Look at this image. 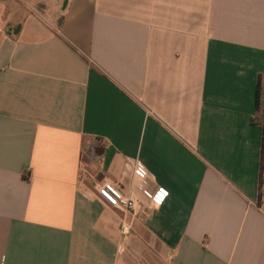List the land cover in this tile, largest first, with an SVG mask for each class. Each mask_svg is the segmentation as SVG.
<instances>
[{"label":"crops","instance_id":"1","mask_svg":"<svg viewBox=\"0 0 264 264\" xmlns=\"http://www.w3.org/2000/svg\"><path fill=\"white\" fill-rule=\"evenodd\" d=\"M0 8V264H264V0Z\"/></svg>","mask_w":264,"mask_h":264},{"label":"built area","instance_id":"2","mask_svg":"<svg viewBox=\"0 0 264 264\" xmlns=\"http://www.w3.org/2000/svg\"><path fill=\"white\" fill-rule=\"evenodd\" d=\"M133 173L140 181L139 189L141 190V192L148 197L155 196V194L150 195L148 193V190L146 189V169L141 164L137 163L134 166ZM261 178L264 179V171L261 172ZM95 189L98 198L106 205L119 210L130 212L132 215L136 213L135 201L122 194L120 189L114 183L110 181H102L100 184L96 185ZM122 230H126V227H123Z\"/></svg>","mask_w":264,"mask_h":264},{"label":"rangeland","instance_id":"3","mask_svg":"<svg viewBox=\"0 0 264 264\" xmlns=\"http://www.w3.org/2000/svg\"><path fill=\"white\" fill-rule=\"evenodd\" d=\"M31 5L32 3L29 2ZM50 5V4H49ZM62 6V4H61ZM51 6H49L48 11L50 10ZM5 10V9H4ZM40 16H37L31 12V16H27L26 13L23 11L18 12L15 16H9L7 13H3L2 9L0 8V27L6 22V18L8 22L15 25V28L17 26H21V31L18 35V38H29L32 37L30 30L34 28V26L38 27H47V24H49V19H47L45 16V13H40Z\"/></svg>","mask_w":264,"mask_h":264},{"label":"trees","instance_id":"4","mask_svg":"<svg viewBox=\"0 0 264 264\" xmlns=\"http://www.w3.org/2000/svg\"><path fill=\"white\" fill-rule=\"evenodd\" d=\"M255 108H256V113L252 121L264 127V91L261 90L260 83H258V88L256 91ZM262 146H263V140H262Z\"/></svg>","mask_w":264,"mask_h":264},{"label":"water","instance_id":"5","mask_svg":"<svg viewBox=\"0 0 264 264\" xmlns=\"http://www.w3.org/2000/svg\"><path fill=\"white\" fill-rule=\"evenodd\" d=\"M18 29H19V26H17L16 28H14L13 30H9L8 33H12V34H17L18 32Z\"/></svg>","mask_w":264,"mask_h":264}]
</instances>
